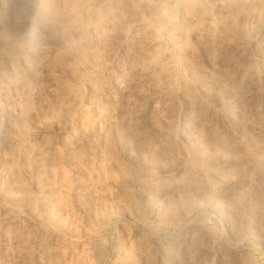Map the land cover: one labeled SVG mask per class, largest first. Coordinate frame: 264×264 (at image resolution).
<instances>
[{"label": "rangeland", "instance_id": "374dc122", "mask_svg": "<svg viewBox=\"0 0 264 264\" xmlns=\"http://www.w3.org/2000/svg\"><path fill=\"white\" fill-rule=\"evenodd\" d=\"M263 77L264 0H0V264H264Z\"/></svg>", "mask_w": 264, "mask_h": 264}, {"label": "bare ground", "instance_id": "6f19581e", "mask_svg": "<svg viewBox=\"0 0 264 264\" xmlns=\"http://www.w3.org/2000/svg\"><path fill=\"white\" fill-rule=\"evenodd\" d=\"M193 13V12H192ZM161 16V15H160ZM253 21V20H252ZM257 22V21H256ZM259 23H260V21H259ZM220 26V25H219ZM257 26H258V24H257ZM211 27V26H210ZM260 29V28H259ZM222 30H223V28H222ZM231 30V29H230ZM217 31V30H216ZM229 32V31H228ZM255 35V34H254ZM253 35V36H254ZM257 36V35H256ZM255 36V37H256ZM101 37V36H100ZM104 38H105V35L103 36ZM225 39V38H224ZM94 41V40H93ZM100 41V40H99ZM261 55V54H260ZM157 56V55H156ZM129 59V58H128ZM155 59V58H154ZM95 65V64H94ZM106 68V67H105ZM235 68V67H234ZM107 70V69H106ZM23 71V70H22ZM235 71V70H234ZM251 71V70H250ZM26 72V71H25ZM24 73V72H23ZM251 73V72H250ZM229 75V74H228ZM238 77V76H237ZM264 78V77H263ZM22 79V78H21ZM210 79V78H209ZM23 81V80H22ZM116 81V80H115ZM204 81V80H203ZM18 82V81H17ZM228 82V81H227ZM229 82H232V81H229ZM234 82V81H233ZM24 83V82H23ZM20 84V83H19ZM14 85V84H13ZM18 85V84H17ZM203 86V85H202ZM2 87V86H1ZM118 87V86H117ZM215 88V87H214ZM211 89V88H210ZM73 96V95H72ZM122 96H124V95H122ZM75 98V97H74ZM112 98V97H111ZM103 100V99H102ZM122 103V102H121ZM105 104V103H104ZM109 104V103H108ZM119 104V103H118ZM124 104V103H123ZM92 105V104H91ZM131 107V106H130ZM104 108V107H103ZM126 108V107H125ZM131 110V109H130ZM107 110H105V112H106ZM109 111V110H108ZM100 112V111H99ZM124 113V112H123ZM106 114V113H105ZM110 114V113H109ZM138 114V113H137ZM242 115V114H241ZM108 116V115H107ZM101 117V116H100ZM64 131V130H63ZM213 131V130H212ZM71 134V133H70ZM219 134V133H218ZM60 135V134H59ZM77 142V141H76ZM16 143V142H15ZM66 143V142H65ZM41 144V146H42V144H43V142H41L40 143ZM45 144V143H44ZM43 144V145H44ZM46 145V144H45ZM37 147H38V145H37ZM21 148V147H20ZM40 148V147H39ZM43 148V147H42ZM46 148V147H45ZM19 149V148H18ZM17 150V149H16ZM40 150V149H39ZM37 155V154H36ZM85 186V185H84ZM92 187V186H91ZM85 188V187H84ZM45 198V197H44ZM171 258V257H170ZM179 264V263H178Z\"/></svg>", "mask_w": 264, "mask_h": 264}]
</instances>
